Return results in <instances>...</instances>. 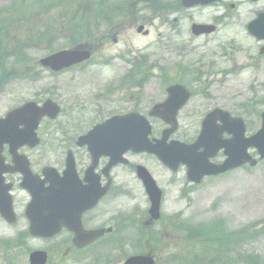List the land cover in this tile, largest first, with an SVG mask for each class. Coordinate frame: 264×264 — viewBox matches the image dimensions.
Returning a JSON list of instances; mask_svg holds the SVG:
<instances>
[{
  "label": "rangeland",
  "instance_id": "1",
  "mask_svg": "<svg viewBox=\"0 0 264 264\" xmlns=\"http://www.w3.org/2000/svg\"><path fill=\"white\" fill-rule=\"evenodd\" d=\"M98 2L0 0V117L25 101L47 98L59 103L64 112L71 102L87 107L96 105L97 99L111 114L132 110L137 99L141 109L149 107L163 98L164 87L155 70L146 85L135 89L125 88L118 80L129 67L121 56L143 50L151 67H186L202 72L200 81L190 84L193 96L188 110L199 106L200 115H204L220 107L247 122V135L259 128V113L264 110V56L258 54L262 42L250 37L245 25L255 11H264V0H231L236 4L233 11L217 3L165 11L142 0L131 5L122 25L107 34L101 32L104 23L99 19ZM87 7L91 10H83ZM23 13L26 17L20 18ZM191 19L215 23L217 29L210 35L193 37L189 32ZM140 24L149 30L147 36L136 34ZM82 40L96 45V54L90 61L59 74L43 70L38 64L42 56L72 48ZM130 95L135 97L133 101ZM254 107L258 108L257 114L253 113ZM72 117L69 129L83 132L94 123L89 114L74 113ZM69 123L62 114L54 122L40 124L37 134L41 142L30 151V161L36 168L56 165L61 149L52 151L53 146L58 147L59 139L53 130ZM222 158L219 153L213 161ZM132 160L143 163L165 192L161 230L155 228L152 233L160 232L155 246L156 264H255V258L264 263V160L253 168L243 166L205 177L191 192L182 187V168L171 174L154 159ZM134 178L126 168L124 182L132 184ZM209 223L219 224L225 236H234L221 248L200 244L193 228L197 231L201 224ZM140 241L146 244L145 235ZM206 248L219 251L220 261L208 259Z\"/></svg>",
  "mask_w": 264,
  "mask_h": 264
},
{
  "label": "flooded vegetation",
  "instance_id": "2",
  "mask_svg": "<svg viewBox=\"0 0 264 264\" xmlns=\"http://www.w3.org/2000/svg\"><path fill=\"white\" fill-rule=\"evenodd\" d=\"M87 47L93 49L90 44ZM171 70V74L186 71ZM185 107L177 113L178 126L174 135L189 140L202 115L199 106L195 110ZM82 110L98 114L97 105ZM150 121L157 122L153 118ZM187 132L191 134L186 136ZM71 150L75 178L71 186L68 185L70 180H64L63 187L54 186L51 207L55 231L50 237H43L32 234L30 221V216L42 219L43 204H30L31 195L22 186V175L11 172V156L7 147L2 148L0 264H124L128 257L139 254L155 260L152 238L148 237L142 253L138 238L140 232L152 234L157 226L148 216L149 201L138 179H133L132 184L123 179L124 167L134 170L137 163L112 165L108 157L101 156L87 179L85 173L91 166L90 155L85 148ZM65 153L60 154L54 166L57 177L63 175ZM126 156L133 155L127 153ZM30 167L32 173L40 175L41 169L35 170L34 165ZM34 182L35 188L41 192L48 184L40 177ZM102 189L105 191L100 194Z\"/></svg>",
  "mask_w": 264,
  "mask_h": 264
},
{
  "label": "water",
  "instance_id": "3",
  "mask_svg": "<svg viewBox=\"0 0 264 264\" xmlns=\"http://www.w3.org/2000/svg\"><path fill=\"white\" fill-rule=\"evenodd\" d=\"M212 1L214 0H181L182 4L187 7L198 3L207 4ZM247 28L254 36L264 38V14H259L258 18L251 22ZM191 31L194 35L210 33L213 31V27L196 24L192 25ZM261 52H264V47ZM88 57L89 54L84 51H59L42 59L40 63L53 70H58L79 63ZM174 90H181V92L178 94ZM167 91L170 92L171 96H168L163 105L170 104L174 100L176 104L170 108V111L174 113L185 101L187 93L177 85L169 87ZM57 113L58 108L50 101L44 102L42 107H37L33 102H28L10 111L5 118L0 119V145L6 142L13 148L24 144L29 147L35 146L38 140L35 138L34 130L39 118L46 114L50 119H53ZM216 119L223 123L222 127L215 125ZM261 119L260 130L252 137L244 138L242 121L240 119H230L226 113L215 109L206 115L197 141L192 145V150L189 152L183 147L184 145H179V143L178 145L171 143L168 147H163L168 131L163 133L161 140L156 145H151L146 139L149 130L145 119L139 116L133 118L132 115L131 117L114 118L94 127L86 136L78 139V144H88L96 155L95 157L102 153L112 155L115 152L120 154L126 149H132L135 152L147 151L154 153L164 165L171 169H175L179 163L186 165L188 169L187 178L193 182H199L201 177L205 175L223 173L244 163L254 165L256 161L246 153V149L250 146L257 149L260 159L264 157V112L261 114ZM166 121L169 122L170 120ZM171 124H174L172 120ZM19 126H22V128H19ZM137 127L139 135H132ZM112 131H118V134ZM223 131L231 134V138L221 140L220 135ZM198 147H202L203 151L198 155H192V152ZM220 148H223L226 159L222 164L214 165L208 161V158L214 156ZM67 164L66 172H72L69 159H67ZM51 170V168H44L43 172L47 175V178H51ZM137 173L152 201V212H155L160 193L144 168L138 167ZM141 261H143L142 258L139 261L134 259L129 262L138 264ZM146 264L149 263L146 262Z\"/></svg>",
  "mask_w": 264,
  "mask_h": 264
},
{
  "label": "trees",
  "instance_id": "4",
  "mask_svg": "<svg viewBox=\"0 0 264 264\" xmlns=\"http://www.w3.org/2000/svg\"><path fill=\"white\" fill-rule=\"evenodd\" d=\"M203 231H206L207 229H210V228H201ZM220 246V245H219ZM223 246V245H222Z\"/></svg>",
  "mask_w": 264,
  "mask_h": 264
}]
</instances>
